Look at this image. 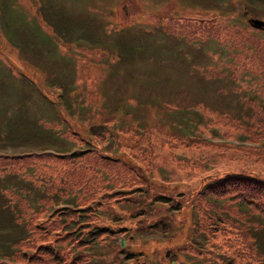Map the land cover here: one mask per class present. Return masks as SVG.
Returning a JSON list of instances; mask_svg holds the SVG:
<instances>
[{"label": "rangeland", "instance_id": "374dc122", "mask_svg": "<svg viewBox=\"0 0 264 264\" xmlns=\"http://www.w3.org/2000/svg\"><path fill=\"white\" fill-rule=\"evenodd\" d=\"M0 4L4 9L0 134L8 129L4 119L8 117L13 139L0 144L37 151L0 157V264H84L89 256L92 264H111L120 251L121 234L127 237L123 250L142 252L144 264L165 252L191 262L228 261L241 236L226 241L221 233L213 235L209 225L222 223L209 220L202 221V228L199 221L194 233L191 229L205 205L194 192L207 175L229 170L264 174L262 160L243 149L223 151L216 145L258 141L248 136L264 119L260 96L264 92L253 90L249 80L254 76L240 75L231 81L249 87L243 91L247 101L242 104L231 81L203 72L237 61L221 54L216 38L204 36L200 27H193L197 22L186 18L214 23L223 38L228 37L226 31L242 27L247 35L264 41V31L238 23L245 20V7L251 16L264 19V0H0ZM174 15L184 20L170 18ZM32 83L47 92L45 97ZM55 84L63 85L62 94L78 102L74 108L68 98L58 96ZM52 96L55 102L49 100ZM238 119L248 128L237 127ZM53 128L64 133L57 136ZM185 133L211 143H187ZM78 147L82 153L77 156L66 152ZM196 160L203 165H187ZM140 174L146 184L140 185ZM161 191L178 198L180 207L156 199ZM45 192H51L55 201L46 199ZM69 197L95 203L98 210L90 216L92 223H108L113 230L103 233L95 245L49 234L60 227L46 215ZM19 216L33 232L26 241L7 246L4 242H13V232L22 223ZM162 217L170 221L160 223ZM243 217L252 220L248 236L264 248V223L256 225L259 217L254 213ZM153 219L156 223H151ZM35 226L45 228L42 240ZM187 231L190 240L178 236ZM52 239H57L52 241L55 254L36 247ZM11 251L14 260L6 257Z\"/></svg>", "mask_w": 264, "mask_h": 264}, {"label": "trees", "instance_id": "16d2710c", "mask_svg": "<svg viewBox=\"0 0 264 264\" xmlns=\"http://www.w3.org/2000/svg\"><path fill=\"white\" fill-rule=\"evenodd\" d=\"M173 20L182 22V20L184 19H181L179 17V18H174ZM186 20H192V21H188L189 23L195 22L193 18H186ZM238 23L244 24L243 22H238ZM193 27L195 28L200 27L204 36L205 35L211 37L213 36L214 38H216L215 39L216 47L220 50L221 54L225 55L227 59L230 60L233 59V61L234 60L237 61V62H232V61L222 62L221 65L217 66L216 68L206 67L205 69H203V72H205L207 75H213V77L216 78L223 79L226 77L228 81L235 80V78L238 79L240 75H245L248 79L254 76L255 78L254 81L249 80V83L253 82L252 83L253 90L258 94L264 92V41L263 40H260L255 36L247 35L246 32L244 31V28L242 27H236L226 31L225 35L228 36L226 38L219 36V31H218L219 29L217 26L214 25V23L207 25L205 21H197V23L193 25ZM195 28L190 30V32H194ZM188 39L190 40V38ZM241 53L243 54L241 55ZM27 79H31L33 81L32 77ZM231 84L232 87L235 89V93L239 101L242 102V104H244L245 101H247V96L243 95V91L244 89L249 90V87L237 85V83H234L232 81ZM31 86L36 91V93L45 97L44 95H46L47 92L45 91L42 92L41 89L33 83L31 84ZM63 90H64V86L60 85V92L58 93L59 97L62 98L65 97L62 94ZM260 96L264 98V96L262 95ZM65 98L66 99L68 98L67 103L73 108L78 104V102L75 101L72 102V99L68 96H66ZM49 100L55 102V98L53 96L49 97ZM4 119H5V123L8 126V129H5V133L0 134V140L12 141L13 140L11 138L12 134L8 135L9 130H11L10 128L12 126L9 124L8 117ZM219 119L223 121L225 120L222 117L221 118L219 117ZM58 121L60 122V120ZM214 121L219 122V120L216 119H214ZM261 121L262 122L260 123V127L257 128L256 131L253 130L251 132V135L248 136L249 138L258 141H254L252 144H244L246 146L237 143L228 144L229 142L226 141L216 142L218 143L216 145H218V147H220L223 151H226L230 148L235 150L243 149L247 151V155H251L254 159L262 160L264 162V141L263 140L259 141V139L264 136V119ZM18 125L21 126L20 124ZM67 125L68 124H66V127ZM236 126L237 127L242 126L248 128L241 119L240 120L238 119V124ZM53 130L57 136H62V134L64 133L63 129L53 128ZM183 138H184L183 140L186 141L187 143L189 142H196L202 144L211 143V141L205 138L195 137L194 135H189V133L187 134L185 133L183 135ZM89 147L92 148V146ZM66 151L72 153L74 156H77L80 153H82L79 152L80 147L76 149L74 148L69 149ZM17 155L18 154L10 155L5 153L3 156L8 159H12L15 157H20ZM187 165H190V167H196L199 165H203V163L196 160L195 163L188 162ZM138 176H140V178L143 179L141 180L140 185L146 184V180L143 177V175L140 174ZM194 193L197 194L199 198L203 199L202 201H205V205L203 209L200 207L199 209L200 212L198 213V219L194 222L193 228L191 229L193 230L194 233L196 232L194 228L197 227L199 221H200L199 225L202 228L203 227L202 221L209 220L210 223L213 222L222 223L220 225H215V224L209 225L210 233H212L213 235L217 233L218 234L221 233L220 235L226 241H231L232 239H236L238 236H241V238H239L240 242L234 244V248H232L229 251L230 252V255L228 257L229 260L225 261L224 264H240V263L244 264V262L245 264H264V248L261 245H259L254 238L248 236V229L251 228L252 226V220L248 221L246 218L243 217V215L249 216L250 214L251 216L254 213L259 217L258 220L259 224L256 223V225H263L264 223V174H258L253 171L229 170V171H223L221 174L214 175L211 177L210 175H207L206 179L200 183L199 188H197ZM45 198L46 199L49 198L55 201L51 192H45ZM155 198L177 209L180 207V200L176 197H173V195H171L170 193H166V192L163 193L161 191L157 193ZM3 199L4 200L6 199L4 195H3ZM86 200L87 199H82L83 202H77V200H74L73 198L69 197L66 198L64 203L54 205L50 209L46 217L50 220V223L56 224L60 228L56 230L55 229L49 230V234L58 235L61 238L68 239V242H71V240L77 242L84 241L83 242L84 244H89L88 242H91L90 243L91 245H95L97 244V241H99L100 237H103V233L111 232L112 228L108 226L109 225L108 223H102V222L95 224L92 223V219L90 216L97 212L98 206L95 203L86 202ZM34 205L35 203H32V206L31 205L30 206L33 207ZM134 208L135 207L133 206L131 209ZM143 212L137 214V220H140L138 215L142 214ZM21 216L23 215L21 214ZM21 216H19V218ZM260 216H262V218H260ZM22 219L23 218L21 217V221ZM158 220H160V223H163L164 221H168V220L170 221V218H167L166 220L164 217H162V218H158ZM151 221H152L151 223H156V219H153ZM123 223L125 222H121L120 224ZM35 227L39 235L41 234L40 237L42 240L45 234L44 232L45 228H41L37 226ZM32 232H33V227L31 228L29 226H26L25 223H23L22 221V223L19 225L18 231L13 232L12 235L13 242L11 243L4 242V243L7 246H16V243L18 241L24 242L26 241V239L30 238ZM178 236H180L181 238L186 237L189 240L191 238L189 231L183 232V235H178ZM54 240L57 239L47 240L43 243H37L36 247H39L41 251H50L52 254H55L54 250L52 249L54 247V243L52 241ZM173 241L174 239L171 240V243H173ZM180 243L181 242H179V244ZM186 243L194 245L193 248L194 249L196 248V245L193 244L191 241ZM169 247H171L170 242L165 249L169 250ZM118 248L120 249V251L119 253H117L118 255L117 258L121 253L123 254L122 255L123 257L131 258L130 264H139V262L144 264L145 262L144 260L136 259V256L140 255V253L142 252L134 249L123 250L122 246H120L119 243H118ZM170 254H166V252L163 254V256L168 257V264H172L171 259L177 256ZM7 256L12 260H14V257H12L13 256L12 251ZM234 256H236L237 258L235 259ZM115 259L113 258V260H111L110 263L114 264ZM85 261L86 262L84 264H92L90 256ZM159 262L161 261H158V264H160ZM208 262L210 261L209 260L204 262L184 261V262H179V264H206V263L209 264ZM1 264H7V263L3 261V263ZM94 264L97 263L94 262Z\"/></svg>", "mask_w": 264, "mask_h": 264}, {"label": "water", "instance_id": "95a60500", "mask_svg": "<svg viewBox=\"0 0 264 264\" xmlns=\"http://www.w3.org/2000/svg\"><path fill=\"white\" fill-rule=\"evenodd\" d=\"M248 22L255 27H259V28L264 27V21L259 18H252V17L248 18Z\"/></svg>", "mask_w": 264, "mask_h": 264}]
</instances>
